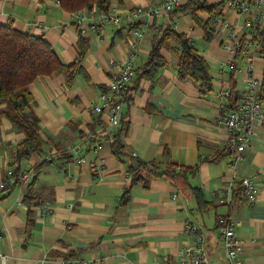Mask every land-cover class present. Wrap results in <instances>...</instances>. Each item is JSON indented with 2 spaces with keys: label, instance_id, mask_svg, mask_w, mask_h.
Wrapping results in <instances>:
<instances>
[{
  "label": "crops",
  "instance_id": "0c3cea01",
  "mask_svg": "<svg viewBox=\"0 0 264 264\" xmlns=\"http://www.w3.org/2000/svg\"><path fill=\"white\" fill-rule=\"evenodd\" d=\"M155 1L111 0L110 8L124 13ZM189 2L182 0L174 10L154 17L141 15L80 33L57 0H0V24L12 22L21 31L43 35L62 62L71 63L81 45L85 47L81 71L71 84L54 73L39 75L29 84L28 111L38 120L40 151L17 159L15 147L24 133L1 117L0 175L8 167L34 172L28 184L0 192L5 264H61L68 257L97 258L98 264H179L180 248L192 240L183 233L186 219L204 237L205 264H226L216 229L221 215L236 222L235 231L244 241L240 259L264 264V125H256L251 146L233 165L225 145L227 129L217 119L215 92L223 82L230 83V77L240 91L244 73L227 66V31L215 20L237 25L239 16L223 5L218 13H192ZM197 19L209 22L210 39ZM167 25L184 33L206 59L212 78L206 94L191 79L179 77L174 39L160 49L166 63L156 74L139 76L153 40ZM138 28H144L134 57L138 71L124 90L120 117L127 121L125 149L144 161H175L180 172L151 176L142 170L143 178L132 182L128 157L122 160L111 151L109 135L116 126L109 125L105 113L92 114L90 104L101 101L116 68L111 61L125 58ZM253 61L254 75L262 78L264 57L257 55ZM238 66L241 69L242 62ZM96 143L102 148L95 149ZM47 155L52 159L46 160ZM78 156L103 158L102 172L94 175L87 161L76 162ZM242 177L258 183L252 203L239 186L226 193L225 187ZM44 201L49 202L48 212L40 206Z\"/></svg>",
  "mask_w": 264,
  "mask_h": 264
},
{
  "label": "built area",
  "instance_id": "2783aa9c",
  "mask_svg": "<svg viewBox=\"0 0 264 264\" xmlns=\"http://www.w3.org/2000/svg\"><path fill=\"white\" fill-rule=\"evenodd\" d=\"M182 0H156L148 6L137 5L124 13L113 8L101 10L97 7L86 6L69 11L68 15L72 23L80 33L87 30H99L101 25L110 23L118 24L121 21H133V19L146 15L154 17L162 12H170L175 9ZM223 7L237 13L240 22L234 23L216 18V25H221L226 31L223 46L228 49L230 58L226 61L229 69L233 71L242 70V88L240 91H231L230 85L223 82L215 92L218 98L216 109L218 122L223 124L228 132L226 149L230 154L231 163L236 164L242 157L244 151L251 146V139L255 133L257 124L264 125V112L262 110L260 84L261 78L254 75V61L257 55L264 53V0H224ZM135 37L130 43L129 51L124 59L111 61L114 70L111 71L106 92L102 93L99 103L90 104V112L98 115L105 113L109 125L120 124L122 106L124 102V90L127 83L135 75L134 57L139 48V43L144 34V28L134 31ZM264 57V56H263ZM242 62V68L239 64ZM102 148V143H96L95 149ZM135 155V152H131ZM52 155H47L46 160H51ZM76 162L81 164L88 162L91 172L100 174L103 169V158L95 157L86 160L78 156ZM34 172L32 170L6 168L4 174L0 175V192L8 189L13 184H28L32 181ZM239 186L242 195L249 203L257 197L258 183L249 177L240 178L238 183H229L226 193L230 194L233 187ZM177 194L174 193L173 197ZM41 208L50 211L49 202L40 204ZM235 220L229 215H221L217 218L216 229L219 239L225 250L226 264H246L240 259L244 241L235 231ZM183 233L191 237L186 245L180 248L179 264H205L206 253L204 248V237L191 219L184 222ZM3 239V231L0 228V242ZM7 255L0 252V262L5 264ZM97 258L68 257L61 264H98Z\"/></svg>",
  "mask_w": 264,
  "mask_h": 264
},
{
  "label": "trees",
  "instance_id": "16d2710c",
  "mask_svg": "<svg viewBox=\"0 0 264 264\" xmlns=\"http://www.w3.org/2000/svg\"><path fill=\"white\" fill-rule=\"evenodd\" d=\"M57 1L68 11H76L84 6L107 10L111 3V0ZM189 1L192 13L195 10L218 13L224 2L221 0L215 4H207L203 0ZM198 22L205 30V38L210 39L213 31L208 27L209 22L199 20ZM172 39L178 43L176 65L179 77L191 79L197 85L199 92L206 94L212 88V78L206 59L184 33L177 32L169 25L163 28L160 35L153 40L148 59L139 69V76L152 78L159 67L166 63L160 49L167 46ZM81 48L74 61L64 63L43 35H33L21 31L13 26L12 22L0 24V121L4 116L10 120L16 130L24 133V138L15 147L17 159L26 157L33 151L41 150V139L37 132L38 120L28 111L32 101L29 84L39 75L52 73L63 74L66 83L71 84L76 73L81 71L80 61L85 47L81 45ZM135 71L137 72L138 69L136 68ZM231 78L228 84L231 91H235L236 81ZM260 94L264 99V71L261 78ZM126 131L127 121L120 118V124L114 128L109 138L112 153L122 160L128 157L127 170L131 174L132 182L143 178L142 170L151 176H173L180 172L176 168L175 161L168 160L166 163L158 160L144 161L127 155L123 142V135ZM14 168L19 169L18 167ZM182 169L187 170V168ZM127 192L128 189L124 192V196L127 195ZM196 193L198 196L200 195V193Z\"/></svg>",
  "mask_w": 264,
  "mask_h": 264
}]
</instances>
